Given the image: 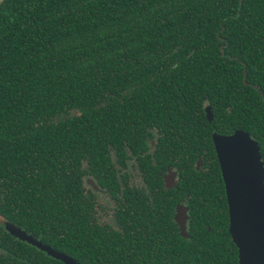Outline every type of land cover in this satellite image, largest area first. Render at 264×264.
I'll return each mask as SVG.
<instances>
[{"label":"trees","instance_id":"1","mask_svg":"<svg viewBox=\"0 0 264 264\" xmlns=\"http://www.w3.org/2000/svg\"><path fill=\"white\" fill-rule=\"evenodd\" d=\"M256 40H264V0H3L0 221L24 226L80 264L97 263L91 253L106 251L101 234H91L101 229L87 226L81 210L74 213L78 161L105 160L113 121L143 104L171 103L191 120L190 111L196 103L201 111L205 97L215 130L246 131L264 161V53L253 58L239 50L261 46ZM155 95H196V103H182L183 110L182 100ZM206 144L211 149L210 138ZM214 170L205 177L212 183L205 198L223 200L217 213L227 224L218 165ZM77 218L83 222L73 225ZM210 221L215 231L217 222ZM133 223L125 232L134 230ZM192 227L197 242L189 252L171 246L159 254L170 255L172 263L160 255L148 256L149 264H238L235 247L233 254L223 250L229 235L207 236L200 244L202 222ZM11 242L0 225V264H23V255L13 257ZM17 243V249L27 247L30 264H63L32 244Z\"/></svg>","mask_w":264,"mask_h":264},{"label":"flooded vegetation","instance_id":"2","mask_svg":"<svg viewBox=\"0 0 264 264\" xmlns=\"http://www.w3.org/2000/svg\"><path fill=\"white\" fill-rule=\"evenodd\" d=\"M255 43H261V46L239 50L247 51L255 58L264 53V40ZM154 98L169 102L182 100L179 109H183L182 103L188 100L196 103V95H155ZM199 107L196 103L190 111L191 120L181 115L171 103L143 104L135 111L126 110L113 121L115 126L108 139L104 162L95 161L93 164L88 159H79L77 172L81 190L74 198V213L78 215L81 210L79 216L87 226L101 229V233L91 236L95 238L101 234V249L106 251L100 255L92 252L90 261L99 264H141L147 261L144 264H149L148 256L157 260L160 255H165L172 263L170 255L159 254L160 250L166 253L171 246H181L189 252L190 245L197 242L192 227L196 221L202 222L203 226L198 241L207 240V236L218 239L229 235V246L223 250L233 254L235 247L238 261V248L229 231L224 183L227 224L219 223L224 216L217 213L223 212V200L205 198L206 188H212V183H205L206 175L213 174L212 170L216 171L218 165L221 176L213 143V134L219 132L213 123L214 109L205 97H201V111ZM208 138L212 142L211 149L206 144ZM221 180L223 182L222 176ZM212 193L213 196L217 194L213 190ZM209 209L216 214L208 215L206 211ZM83 220L77 218L73 225ZM210 220L217 222L214 223L215 231L209 225ZM131 222H134V230L125 232L126 224ZM10 223L27 233L24 226ZM0 225L12 239L10 251L13 257L18 259L21 254L23 264H30L29 257H26L27 247L17 249V242L30 243L7 230L1 221ZM0 252L4 253L2 248ZM173 254L180 255V251L174 250Z\"/></svg>","mask_w":264,"mask_h":264},{"label":"water","instance_id":"3","mask_svg":"<svg viewBox=\"0 0 264 264\" xmlns=\"http://www.w3.org/2000/svg\"><path fill=\"white\" fill-rule=\"evenodd\" d=\"M3 0H0V3ZM213 143L224 183L229 231L238 248L239 264H264V165L257 141L246 131L213 134ZM16 236L58 259L80 264L6 222Z\"/></svg>","mask_w":264,"mask_h":264}]
</instances>
